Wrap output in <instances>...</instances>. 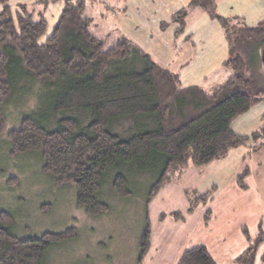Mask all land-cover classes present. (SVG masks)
Listing matches in <instances>:
<instances>
[{
  "label": "trees",
  "instance_id": "trees-1",
  "mask_svg": "<svg viewBox=\"0 0 264 264\" xmlns=\"http://www.w3.org/2000/svg\"><path fill=\"white\" fill-rule=\"evenodd\" d=\"M37 4L14 8L11 0H0V136L17 78L48 87L55 96L42 109L46 114L26 115L18 128L7 132L10 153L40 155L42 170L53 176L57 186L73 183L78 206L90 216L110 209L99 193L111 168H116L114 191L120 196L130 194L119 171L121 163L155 176L152 197L171 176H181L190 165H205L239 146L253 144L252 150L264 146V114L260 128L251 135L232 128L236 117L264 101V88L248 77L246 60L234 49V44L250 40L256 45V58L262 59L264 20L249 26L239 17L220 16L216 0H190L173 14L181 32L189 10L204 7L229 37L230 57L224 65L231 74L207 91L198 85L183 87L177 74L155 63L127 36L113 44L96 36L83 0H64L52 33L42 40L48 21L45 6L40 4L44 9L36 10ZM247 173L244 167L237 177L242 188ZM200 197L213 198L211 190ZM12 223L10 215L0 214V264H44L53 242L76 236L71 228L20 238L11 232ZM244 234L248 246L236 264H254L264 231L260 227L256 238H251L245 228ZM149 243L146 229L140 263ZM176 264L220 263L206 245L198 244L185 250Z\"/></svg>",
  "mask_w": 264,
  "mask_h": 264
},
{
  "label": "rangeland",
  "instance_id": "rangeland-1",
  "mask_svg": "<svg viewBox=\"0 0 264 264\" xmlns=\"http://www.w3.org/2000/svg\"><path fill=\"white\" fill-rule=\"evenodd\" d=\"M83 1L91 17V30L96 36L104 38L108 44L128 36L119 28L118 22H115V15L110 10L113 0H94L93 4L90 3L91 0ZM258 1L264 4V0ZM33 2L61 10L64 0ZM221 2L233 7L239 14L249 5L248 0L244 4L235 0ZM223 9L224 7H219L217 11ZM230 15L233 16L228 17ZM46 17L48 27L42 40L52 33L59 18L57 13H48ZM232 17L234 18L232 13L226 15V18ZM262 17L264 19V12ZM245 18L249 25L262 20L260 17L258 21ZM195 19L198 23L189 20L191 28L198 30L211 27V24H201L204 22L202 18ZM128 38L136 41L132 36ZM213 39L212 35L208 37L209 42ZM216 45L218 46L217 40ZM212 47L211 44L209 48ZM255 47V43L250 40L234 44V49L247 62L248 77L254 78L258 86L264 88V62L256 58ZM169 67L172 69V65ZM54 96L48 87L35 84L29 79L23 81V78H17L6 110V128L0 136V214L10 215L13 222L10 225L11 232L20 238H29L39 237L47 232L57 234L71 228L76 229L75 237L52 243L44 256V264H176L182 252L192 246L204 244L224 224L231 223L228 243L236 244L238 238H243L241 233L238 235L237 225L241 221L248 224V209L226 212L222 208L229 204L231 195H246V192L234 184L246 146L231 150L223 160H213L202 166H188L181 176H171L152 197L149 194L155 176L137 173L129 165L121 163L118 165L119 171L127 179L130 194L120 196L114 191L112 183L116 168H111L101 183L99 193L100 200L107 203L110 209L90 216L78 206L73 183L57 186L53 176L42 170L40 155L34 152L23 155L10 153L7 132L18 128L26 115H45L42 109L47 108ZM263 114L264 101L236 118L232 128L233 125L235 129L238 128V123L250 118V124L241 132L251 135L252 130L259 129ZM210 190L215 200H202L200 196ZM197 200L199 203H196ZM209 208L213 209L214 218L206 225L204 217ZM176 214L179 216L176 217ZM227 218L232 219L226 222ZM146 229L150 230V243L145 258L140 263L141 241ZM250 229L255 236L256 229L251 222ZM222 258L224 260L221 259L220 262L230 264V257Z\"/></svg>",
  "mask_w": 264,
  "mask_h": 264
},
{
  "label": "crops",
  "instance_id": "crops-1",
  "mask_svg": "<svg viewBox=\"0 0 264 264\" xmlns=\"http://www.w3.org/2000/svg\"><path fill=\"white\" fill-rule=\"evenodd\" d=\"M33 1L34 0H11V4L14 8H17L21 4L32 6L34 3ZM235 1L242 4L245 3V0ZM93 2L94 0H91L90 3L93 4ZM112 2L113 6L110 10L112 14L115 15V22H118L122 32L126 33L128 35L127 37H134L136 39L135 43L147 52L155 63L177 74L183 87L198 85L205 90L208 89L207 91H211L223 84L230 76V69L224 65V62L230 57L229 37L221 23L216 18L209 15L210 12L204 7L196 6L191 8L186 17L184 29L181 32H177V24L172 21V16L179 9L188 6L190 0H113ZM248 2L249 5L245 6L244 10L239 14L237 11L233 10V7L225 5V2L216 0V12L220 13L219 15L223 17H226L229 13L234 14V17H243L242 20L245 23V17H249L252 21L253 19L258 21L260 17L262 19L260 21H263L262 14L264 12V4L258 0H248ZM40 6L42 5L39 4L37 8ZM42 7L43 8L40 10L44 9V6ZM219 7H224V9L218 12L217 10ZM62 8L61 10L58 7L49 8L48 5V7L45 6L43 12L45 11V16H48V13L52 15L57 13L59 17ZM231 16L233 15L228 17ZM195 17L202 18L204 22L202 21L201 24H211V27L199 28L198 30L191 28L189 20L191 19L196 22ZM207 21H209V23ZM163 22H167L168 24L162 27ZM256 24L247 25L253 26ZM210 35L214 36V39L209 42L208 37H210ZM216 40L218 46H215ZM211 44L213 47L210 49L209 47H211ZM170 65H172V69L169 67ZM250 120V118L244 119L240 124L238 123V128L235 129L233 125V129L239 134L247 135L245 132L241 131H243L245 127H248ZM255 131L252 130V133ZM252 145L253 144L243 145L246 146V151L242 158L241 169L236 174L234 181L235 186L243 192H246V195L241 197H236V195L228 196L229 204L223 205L222 208L226 212H241L246 208L248 209V224L241 221L240 224L237 225L238 235L241 233L243 238H238L236 244L227 242L230 238L229 228L231 223H229L224 224L217 233L210 235L207 241L204 242V245L207 246L220 264H226L220 262L222 261L221 259H223L222 257L225 256L230 257V264H236L238 257L245 252L248 246V240L244 234L245 228L248 230L251 238L257 236L260 227L264 231V146L257 150H252ZM240 147L242 146L237 148ZM226 156L216 160H223ZM244 167L248 168V173L245 178L246 187L242 188L237 182V177ZM212 197L210 202L215 200L214 195H212ZM207 211H209V213L206 212V216L204 217L206 225L214 218L213 209L209 208ZM231 219L227 218L226 222H229ZM250 222L256 229L255 236L252 235ZM224 244L226 245L224 246ZM260 248H262L261 251L259 250ZM263 253L264 242L256 250L254 264H264L262 260Z\"/></svg>",
  "mask_w": 264,
  "mask_h": 264
},
{
  "label": "water",
  "instance_id": "water-1",
  "mask_svg": "<svg viewBox=\"0 0 264 264\" xmlns=\"http://www.w3.org/2000/svg\"><path fill=\"white\" fill-rule=\"evenodd\" d=\"M262 60L264 62V49H263V52H262Z\"/></svg>",
  "mask_w": 264,
  "mask_h": 264
}]
</instances>
